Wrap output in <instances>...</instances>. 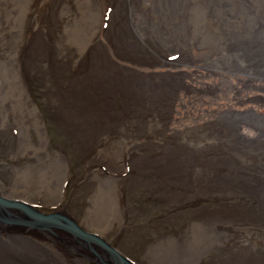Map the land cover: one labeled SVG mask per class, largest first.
Returning a JSON list of instances; mask_svg holds the SVG:
<instances>
[{
	"label": "rangeland",
	"instance_id": "1",
	"mask_svg": "<svg viewBox=\"0 0 264 264\" xmlns=\"http://www.w3.org/2000/svg\"><path fill=\"white\" fill-rule=\"evenodd\" d=\"M76 1L0 0V94L28 11L17 67L46 130L2 110L0 193L44 146L69 176L35 205L79 224L104 207L136 264H264V0H90L86 19Z\"/></svg>",
	"mask_w": 264,
	"mask_h": 264
},
{
	"label": "bare ground",
	"instance_id": "2",
	"mask_svg": "<svg viewBox=\"0 0 264 264\" xmlns=\"http://www.w3.org/2000/svg\"><path fill=\"white\" fill-rule=\"evenodd\" d=\"M74 4H76L78 10H81V15L84 17L83 19H86V15L92 16V14H94L90 0H77ZM27 15L28 11L22 17L17 16L16 21H20V23H18L20 25L17 30L13 32V36L10 35L12 41H10L8 46L2 44L0 98L3 104V96H5L7 92H10L13 97V102L11 105H4V108L0 107V114L2 115L3 110L4 115L2 119H4L8 115V110L12 111L15 122L22 135L28 134L30 130H32L45 138L46 130L41 112L38 106L31 100L29 95L30 92L28 93L25 84H23L17 67L18 47L21 43L22 21ZM65 28L67 29V40L70 41L69 46L67 45L68 50H73V52H71V54H73L76 51L74 50L75 44L73 43L71 24H68ZM66 53L67 52L61 50V54ZM10 80H12L11 84L7 86L6 83ZM26 143L21 144L22 149H26ZM28 149L27 147V150ZM30 150L33 152V154L29 152V161L33 160L31 161L32 172L27 175H17V178H13L9 185L2 186V194L7 198L24 200L33 205L39 196L55 199V197L59 195L63 198L65 184L69 176L65 160L61 158L59 156L60 154L57 152L49 156L42 155L44 146L38 148L31 144ZM33 162H35V164ZM39 167H47L45 170L46 173L42 174V172H39ZM66 213L70 215L68 214L67 207ZM80 223L82 228L104 238L108 225H114L116 222L114 220L111 221L107 217V211L104 207L96 210V207L93 206V208L89 209L88 214ZM87 246L88 245L77 240L69 231L64 229L57 228L50 232L43 229L32 228L25 230L22 227L10 226L5 231L0 232V264H100L96 261L95 255ZM95 250L96 255L105 257L103 249L97 247ZM150 259L152 260L151 255L147 254L146 262L149 261V264H153ZM166 262L167 256H165L164 264H166Z\"/></svg>",
	"mask_w": 264,
	"mask_h": 264
},
{
	"label": "water",
	"instance_id": "3",
	"mask_svg": "<svg viewBox=\"0 0 264 264\" xmlns=\"http://www.w3.org/2000/svg\"><path fill=\"white\" fill-rule=\"evenodd\" d=\"M66 205L52 212H44L35 204L24 200L7 198L0 193V232L10 226L28 229H43L53 231L64 229L69 231L77 240L88 245L87 248L95 255L100 264H135L126 254L121 252L105 238L82 228L78 219L66 213ZM100 247L105 257L96 255L95 248Z\"/></svg>",
	"mask_w": 264,
	"mask_h": 264
}]
</instances>
